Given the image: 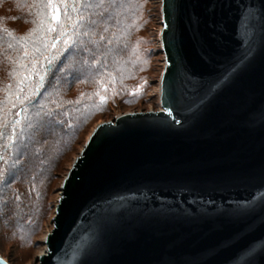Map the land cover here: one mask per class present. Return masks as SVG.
Returning a JSON list of instances; mask_svg holds the SVG:
<instances>
[{
  "label": "water",
  "instance_id": "95a60500",
  "mask_svg": "<svg viewBox=\"0 0 264 264\" xmlns=\"http://www.w3.org/2000/svg\"><path fill=\"white\" fill-rule=\"evenodd\" d=\"M160 41L145 98L111 104L66 174L36 264H264V0H161Z\"/></svg>",
  "mask_w": 264,
  "mask_h": 264
},
{
  "label": "trees",
  "instance_id": "16d2710c",
  "mask_svg": "<svg viewBox=\"0 0 264 264\" xmlns=\"http://www.w3.org/2000/svg\"><path fill=\"white\" fill-rule=\"evenodd\" d=\"M100 1L0 0V235L11 242L14 221L39 229L44 217L26 203L46 206L53 172L111 106L104 82H120L128 45L117 36L118 15L114 36L104 27Z\"/></svg>",
  "mask_w": 264,
  "mask_h": 264
},
{
  "label": "rangeland",
  "instance_id": "374dc122",
  "mask_svg": "<svg viewBox=\"0 0 264 264\" xmlns=\"http://www.w3.org/2000/svg\"><path fill=\"white\" fill-rule=\"evenodd\" d=\"M104 2V0L100 1L102 4L100 12L103 7L107 8V16L102 20L104 27L114 36L113 18L118 15L119 23L115 30L117 36L128 45L121 49L118 58L117 70L120 82L103 84L104 87L107 85L108 99L112 101L111 104L142 100L160 74L161 0H109V3L106 0L107 4ZM111 41L113 40L109 38V42ZM92 42L95 43V40ZM100 117L101 115H95L92 118V122L81 134L73 150L65 155L53 172L47 185L46 206L40 207L37 201L28 199L31 200L30 203H26L28 212L39 215L42 213L44 217L39 229L36 230L35 225L31 224V226L23 225L19 230L16 226L19 222L14 221L13 229L9 231L18 233L19 239L12 237L11 242L5 233L3 236L0 235V255L9 264L37 263L36 257L43 251L45 245L43 240L49 232L55 205L60 197V186ZM32 199L36 200V198ZM27 219L24 218L23 224L27 223ZM32 229L36 232L33 233Z\"/></svg>",
  "mask_w": 264,
  "mask_h": 264
},
{
  "label": "snow or ice",
  "instance_id": "6c2138e0",
  "mask_svg": "<svg viewBox=\"0 0 264 264\" xmlns=\"http://www.w3.org/2000/svg\"><path fill=\"white\" fill-rule=\"evenodd\" d=\"M46 7H49V8H52L53 7L52 0H48V4L46 5ZM52 19L53 20H58V16L53 15L52 16ZM66 43H67V41H66Z\"/></svg>",
  "mask_w": 264,
  "mask_h": 264
},
{
  "label": "bare ground",
  "instance_id": "6f19581e",
  "mask_svg": "<svg viewBox=\"0 0 264 264\" xmlns=\"http://www.w3.org/2000/svg\"><path fill=\"white\" fill-rule=\"evenodd\" d=\"M42 254V253H41Z\"/></svg>",
  "mask_w": 264,
  "mask_h": 264
}]
</instances>
